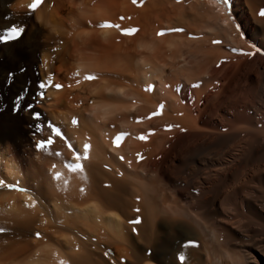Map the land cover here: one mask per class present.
<instances>
[{"label": "bare ground", "instance_id": "1", "mask_svg": "<svg viewBox=\"0 0 264 264\" xmlns=\"http://www.w3.org/2000/svg\"><path fill=\"white\" fill-rule=\"evenodd\" d=\"M30 3L1 15L34 18L61 136L27 171L0 138V264H264V0Z\"/></svg>", "mask_w": 264, "mask_h": 264}, {"label": "rangeland", "instance_id": "2", "mask_svg": "<svg viewBox=\"0 0 264 264\" xmlns=\"http://www.w3.org/2000/svg\"><path fill=\"white\" fill-rule=\"evenodd\" d=\"M7 15H5V13L4 15L3 13L1 15L0 10V17L2 16L0 19V25L6 17L7 20L4 19V23L6 22L7 26H10L8 23L10 24L11 22V16L9 14ZM20 19H22L20 20L22 23L19 21L22 25L17 27L23 29L21 34L16 39H5L8 32L12 29L11 26L10 28L7 27L2 35L0 33V138L9 140L8 142L11 145L13 144L12 147L14 153L12 152L11 156L14 160L16 159L15 161L19 164L23 171H27L26 169L29 168V164L28 159H26L27 157L25 156V152L29 151L28 149H30V147L32 148L33 145L36 144L34 142L35 140H39L40 142L44 141L49 137V135H52V132H55L52 136L55 137V139L51 138L56 140L55 134L60 130L56 121L54 123V120L52 121L50 117H46V114L36 107V104L38 103L37 98L39 97L43 100L46 97L47 91L50 90V86H43L44 84L41 81V67L39 65L42 64V61L40 54H37L35 57H31L30 52L27 51L25 47V41L28 40L30 33L33 31V29H31V23L34 22V18L29 15L24 16V18L22 16ZM23 25L25 27H23ZM38 35L39 34L37 33L36 38L33 37L32 39L34 40L31 41L37 42L39 40ZM18 40L19 42H17ZM21 43H23V45ZM20 72L24 73V76H21ZM45 87L48 89H45ZM42 93L43 96L41 95ZM48 129L49 132H47ZM60 136L57 137L60 138ZM37 137L40 138L37 139ZM41 137H44L43 140ZM53 144H55V141ZM33 151L34 150L32 149V152ZM14 183H16V185ZM18 183L21 184L19 181H8L5 182V185L18 187L19 190L16 191L19 192L21 191V185ZM5 188L9 189L8 187ZM36 234L37 233H34V235L30 234L31 236H28V238L31 239V237H35L33 239H35L34 241H37L36 239H40V235L38 237ZM18 246H20V243H17L16 247ZM108 252V255H112L113 253L110 249Z\"/></svg>", "mask_w": 264, "mask_h": 264}, {"label": "snow or ice", "instance_id": "3", "mask_svg": "<svg viewBox=\"0 0 264 264\" xmlns=\"http://www.w3.org/2000/svg\"><path fill=\"white\" fill-rule=\"evenodd\" d=\"M132 2H133L134 4H136V3H138V0H132ZM42 3H43V0H31V3L28 4L27 7H28L29 9H32V10L35 11L37 8H39V7L41 6ZM260 15H261V16H264V11H261V12H260ZM104 26H109V25L106 24V25H104ZM110 26L119 28V25H110ZM122 31H123V33H124L125 35H131V34L137 32L138 29H135V28H126V29H122ZM175 31H183V29H176ZM21 32H22V29H20V28H16V27H13V28L8 32V35H7V37H5V39H16V38L21 34ZM159 34H160V35H163L164 33L161 32V33H159ZM213 42H214V43H220L219 41H213ZM247 54H251V53H247ZM85 79H87V80H93V79H95V76H94V75H87V76H85ZM49 82H50V81H49ZM44 86H47V85L44 84ZM55 86H56L57 88L62 87V85H55ZM41 95L43 96V93H42ZM160 107L162 108L163 105H161ZM151 115H152V116H155V115H157V113H156V112H153ZM72 123H73V124H77L78 121L75 120V119H73ZM167 127L170 129L171 127H173V125H168ZM60 135H61V132H60V131H57V132H56V136H60ZM123 135H125V134L121 133L120 135H118V136L116 137V140H117V141H120V140H121V137H122ZM139 138H140V139H146L145 136H141V137H139ZM53 143H54L53 139L49 137V138H47L46 140L39 142V143L37 144V147L40 148V149H42V150H44V149H47L49 146H51ZM84 147H85V149H89L91 146L88 145V144H86ZM56 154H57V153H52V155H56ZM59 154H60V153H59ZM137 156H138V159H139V160H143V156H142L141 154L138 153ZM83 158H84V159H88L89 157L85 154ZM120 159H123V157H121ZM79 160H80V156L78 155V156H77V161H79ZM67 167H69V170H70L71 172H73V173H75V172H77V171H83V170H84V166H83V164H81V163H79V162H76V163H74V164L67 165ZM55 175H56V179L59 180L62 174L59 173V172H57ZM65 183H67V181H65ZM0 187H8L9 189L19 190L18 187H14V186H10V185H5V183H4L3 181H0ZM81 191H83V189H81ZM28 206H29V207H32V206H34V205H28ZM136 211L139 212L140 210H139V209H136ZM140 222H141V221H140L139 219L136 220V221H134V223H137V224H139ZM4 230H5V229L0 228V232H2V231H4ZM36 235L39 237L40 234L37 233ZM192 243H195V242H192Z\"/></svg>", "mask_w": 264, "mask_h": 264}]
</instances>
